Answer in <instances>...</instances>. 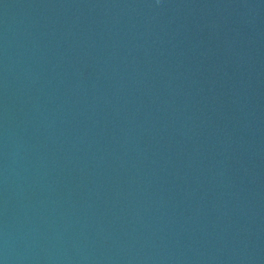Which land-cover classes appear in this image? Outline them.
Wrapping results in <instances>:
<instances>
[{
  "label": "water",
  "instance_id": "95a60500",
  "mask_svg": "<svg viewBox=\"0 0 264 264\" xmlns=\"http://www.w3.org/2000/svg\"><path fill=\"white\" fill-rule=\"evenodd\" d=\"M0 264H264V0H0Z\"/></svg>",
  "mask_w": 264,
  "mask_h": 264
}]
</instances>
